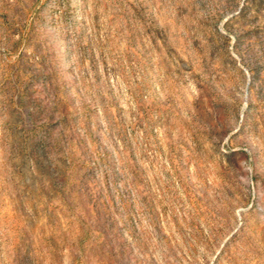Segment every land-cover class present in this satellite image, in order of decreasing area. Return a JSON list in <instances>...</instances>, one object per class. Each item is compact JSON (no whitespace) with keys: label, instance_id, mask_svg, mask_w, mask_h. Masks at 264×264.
<instances>
[{"label":"rangeland","instance_id":"obj_1","mask_svg":"<svg viewBox=\"0 0 264 264\" xmlns=\"http://www.w3.org/2000/svg\"><path fill=\"white\" fill-rule=\"evenodd\" d=\"M0 264H264V0H0Z\"/></svg>","mask_w":264,"mask_h":264}]
</instances>
